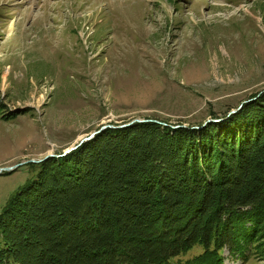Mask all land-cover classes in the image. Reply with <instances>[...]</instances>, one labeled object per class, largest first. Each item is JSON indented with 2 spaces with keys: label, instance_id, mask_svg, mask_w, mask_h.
<instances>
[{
  "label": "rangeland",
  "instance_id": "374dc122",
  "mask_svg": "<svg viewBox=\"0 0 264 264\" xmlns=\"http://www.w3.org/2000/svg\"><path fill=\"white\" fill-rule=\"evenodd\" d=\"M257 92L264 0H0V168L105 124L197 129ZM11 172L0 175V208L29 176L25 164Z\"/></svg>",
  "mask_w": 264,
  "mask_h": 264
},
{
  "label": "trees",
  "instance_id": "16d2710c",
  "mask_svg": "<svg viewBox=\"0 0 264 264\" xmlns=\"http://www.w3.org/2000/svg\"><path fill=\"white\" fill-rule=\"evenodd\" d=\"M258 93L200 129L149 119L25 164L0 208V264H226L225 249L264 259Z\"/></svg>",
  "mask_w": 264,
  "mask_h": 264
},
{
  "label": "water",
  "instance_id": "95a60500",
  "mask_svg": "<svg viewBox=\"0 0 264 264\" xmlns=\"http://www.w3.org/2000/svg\"><path fill=\"white\" fill-rule=\"evenodd\" d=\"M250 100H252V99L250 98L249 100H246V102H248V101H250ZM243 103H244V102H243ZM241 106H242V105L240 104L237 108L232 109V110L229 112V114L236 112ZM220 120H222V119H209V120H207V121H209V122H216V121H220ZM144 121H149V119H133V120H131L130 122H128V123H126V124H123V125L121 124V125H119V126H117V127H124V126L131 125V124L134 123V122H144ZM204 125H205V124H203V125L200 126V127H197V129H198V128H202ZM180 126H181V127H186V126H184V125H175V126H173V128H177V127H180ZM106 127H115V126L110 125V124L102 125L98 130L93 131V132H91L90 134H88V135H86V136L80 138L76 144H74V145H72V146H70V147L64 149V150L62 151L61 154H50V155L45 156V159H46L47 157H50V156L60 157V156H64V155H66V154H67L68 152H70L71 150H74V149H76L78 146H80L84 141L90 140L92 137H94L95 134L99 133L100 131H102V130L105 129ZM45 159H44V158H43V159H37V160H36V159H29V160H27V161L19 162V163L15 164V165H12V166L2 167V168H0V174L3 173V172H11V171H13L14 169H16V168H18V167H20V166H22V165H24V164L31 163V162H32V163H34V162H41V161H43V160H45Z\"/></svg>",
  "mask_w": 264,
  "mask_h": 264
},
{
  "label": "bare ground",
  "instance_id": "6f19581e",
  "mask_svg": "<svg viewBox=\"0 0 264 264\" xmlns=\"http://www.w3.org/2000/svg\"><path fill=\"white\" fill-rule=\"evenodd\" d=\"M132 16V15H131ZM136 16V15H135ZM133 17V16H132Z\"/></svg>",
  "mask_w": 264,
  "mask_h": 264
}]
</instances>
